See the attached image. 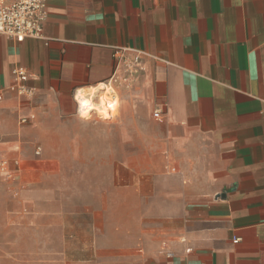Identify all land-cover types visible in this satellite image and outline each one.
Wrapping results in <instances>:
<instances>
[{
  "label": "crops",
  "instance_id": "0c3cea01",
  "mask_svg": "<svg viewBox=\"0 0 264 264\" xmlns=\"http://www.w3.org/2000/svg\"><path fill=\"white\" fill-rule=\"evenodd\" d=\"M46 9L42 38L0 36V157L22 162L16 182L0 175V264H264V0H47ZM115 48L140 54L133 95H123L147 122L154 164L179 172L154 178L133 221L140 248L74 261L76 217L88 215L93 245L121 246L126 221L74 184L60 194L36 143L64 118L78 136L77 95L118 76ZM16 68L30 99L10 89ZM93 179L101 172L68 177Z\"/></svg>",
  "mask_w": 264,
  "mask_h": 264
},
{
  "label": "rangeland",
  "instance_id": "374dc122",
  "mask_svg": "<svg viewBox=\"0 0 264 264\" xmlns=\"http://www.w3.org/2000/svg\"><path fill=\"white\" fill-rule=\"evenodd\" d=\"M115 88L116 97L121 102L115 107L112 119L97 112L89 119H83L77 113L81 120L78 136L68 132V121L71 119L64 118L57 124L60 130L58 134L48 129L40 134L44 143H36L41 153L35 155L43 160L44 169L55 175L53 181L59 186L60 194L66 197L70 193L69 184H74L75 194L88 195L91 205H104L106 210L121 208L126 221L128 239L121 246H116L112 241L93 245L84 243L90 241L86 236L89 230L85 228L89 222L88 215L80 214L76 217L74 235L77 238L69 250L74 261H92L100 253L111 255L117 247L128 251L140 248L137 236L134 235L136 230L133 221L136 223L139 212L145 211L146 196L152 195L155 186L154 178L179 172L178 166L169 162L160 167L154 164V150L148 143L147 122H140L138 117L131 116L135 102L123 95L126 92L132 96L133 90L128 86L115 85ZM94 100L96 102L97 98ZM30 153L31 149L28 151ZM114 157L121 159L122 164H114ZM88 169L92 172L100 171L101 179L68 180L72 173H82ZM142 220L144 225L150 226L149 218L143 217Z\"/></svg>",
  "mask_w": 264,
  "mask_h": 264
},
{
  "label": "built area",
  "instance_id": "2783aa9c",
  "mask_svg": "<svg viewBox=\"0 0 264 264\" xmlns=\"http://www.w3.org/2000/svg\"><path fill=\"white\" fill-rule=\"evenodd\" d=\"M47 0H0V36L23 43L28 39H39L43 36L44 26L48 18ZM115 75L112 79L115 85L128 86L136 80L137 70L141 63L140 54L133 53L126 48L114 49ZM118 70H121L118 72ZM15 83L10 88L21 97L30 99L34 96V89L26 85L28 74L21 68L13 70ZM114 78V77H113ZM161 111L154 113L160 119ZM35 116L22 118L21 124H28ZM41 148H37L36 155H40ZM22 170V162L18 159L0 157V175L7 182H15ZM172 256V254H169Z\"/></svg>",
  "mask_w": 264,
  "mask_h": 264
},
{
  "label": "bare ground",
  "instance_id": "6f19581e",
  "mask_svg": "<svg viewBox=\"0 0 264 264\" xmlns=\"http://www.w3.org/2000/svg\"><path fill=\"white\" fill-rule=\"evenodd\" d=\"M77 98L80 104L82 118L89 117L91 111H94L98 114H106V117L112 119L114 110H116L115 107L120 101V99L116 97V88L113 82L98 91L91 90L88 93L79 92ZM94 98H97L96 102Z\"/></svg>",
  "mask_w": 264,
  "mask_h": 264
}]
</instances>
